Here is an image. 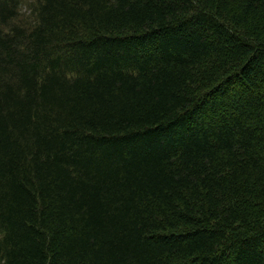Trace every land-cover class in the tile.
I'll use <instances>...</instances> for the list:
<instances>
[{"label": "trees", "instance_id": "trees-1", "mask_svg": "<svg viewBox=\"0 0 264 264\" xmlns=\"http://www.w3.org/2000/svg\"><path fill=\"white\" fill-rule=\"evenodd\" d=\"M0 0V264H264V0Z\"/></svg>", "mask_w": 264, "mask_h": 264}, {"label": "rangeland", "instance_id": "rangeland-1", "mask_svg": "<svg viewBox=\"0 0 264 264\" xmlns=\"http://www.w3.org/2000/svg\"><path fill=\"white\" fill-rule=\"evenodd\" d=\"M35 0H24V8H23V13L26 14H30V5L32 4V2H34Z\"/></svg>", "mask_w": 264, "mask_h": 264}]
</instances>
